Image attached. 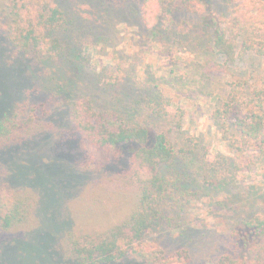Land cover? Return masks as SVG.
I'll return each mask as SVG.
<instances>
[{
    "label": "rangeland",
    "instance_id": "374dc122",
    "mask_svg": "<svg viewBox=\"0 0 264 264\" xmlns=\"http://www.w3.org/2000/svg\"><path fill=\"white\" fill-rule=\"evenodd\" d=\"M59 2L69 21L60 34L66 42L61 57L11 62L0 45V114L26 105L39 116L46 110L53 125L47 135L0 150V182L38 201L27 227L0 234V264H55L62 234L103 232L130 211L107 176L82 171L80 136L66 102L85 97L103 107L116 97L157 94L184 114L180 145H201L206 162L226 157L230 169L205 175L198 168L208 181L202 185L191 157L186 164L174 161L168 172L180 195L168 201L166 217L148 240L165 254L187 251L190 264H213L230 251L232 230L264 208V154L237 159L231 134H223L209 114L240 79L257 83L264 99V59L247 55L228 65V73L217 71L213 64L225 60L209 50L208 32L188 12L176 14L169 31L153 35L137 15L141 0ZM208 3L213 12L229 14L240 0ZM115 82L120 87L109 86Z\"/></svg>",
    "mask_w": 264,
    "mask_h": 264
},
{
    "label": "trees",
    "instance_id": "16d2710c",
    "mask_svg": "<svg viewBox=\"0 0 264 264\" xmlns=\"http://www.w3.org/2000/svg\"><path fill=\"white\" fill-rule=\"evenodd\" d=\"M138 11L153 35L172 29L180 12L196 16L210 36L209 50L225 60L213 64L219 72L228 73V65L247 55L264 59V0H240L229 14L213 12L208 0H141ZM66 14L59 0H0V45L11 62L49 63L61 57L66 49L60 36L69 23ZM109 86L116 89L120 83ZM257 88L247 79L232 83L225 99L217 100L209 114L223 134H231L239 160L264 154V99ZM66 105L80 136L82 171L107 176L117 197L128 199L130 211L103 232L62 234L55 264H190L187 251L165 254L148 240L166 217L168 201L180 195L168 168L177 160L186 164L191 157L195 174L202 178L198 168L205 175L228 171L227 158L216 156L209 163L203 146L180 145L184 114L171 110V100L159 94L116 97L103 107L85 97L72 98ZM43 112L39 116L35 107L17 104L0 114V150L52 132V123L46 121L49 113ZM199 182L208 181L203 176ZM37 202L32 193L0 182V234L27 227ZM213 264H264V208L232 230L230 251Z\"/></svg>",
    "mask_w": 264,
    "mask_h": 264
}]
</instances>
